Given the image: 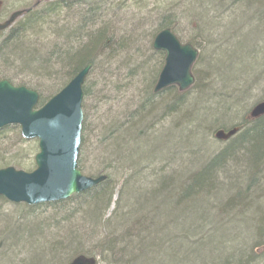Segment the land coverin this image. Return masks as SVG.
<instances>
[{
	"label": "trees",
	"instance_id": "1",
	"mask_svg": "<svg viewBox=\"0 0 264 264\" xmlns=\"http://www.w3.org/2000/svg\"><path fill=\"white\" fill-rule=\"evenodd\" d=\"M41 1L38 0V3ZM79 1L82 0H58L49 4L45 2L46 7L42 9H38L37 3L26 13L18 28L13 29L4 40L9 39L17 47L22 43L30 45L31 48L20 47L24 54L22 51L18 53L22 64L19 69L31 72L35 78L34 74L37 72L41 75L37 79H46L45 81H50L57 87V91L46 98L38 94V107L62 89L85 66H91V74L98 68V59L104 60L101 64L105 66V63L112 62L117 55L115 58L133 57L132 53L127 54L125 51L128 46L126 42H131L133 35L118 37L113 34L119 31L118 28L107 23L100 26V12L87 10L83 23H78L71 31L59 27L52 20L53 17L58 20L59 12H70L71 6ZM180 3L182 18L200 50L198 66L203 62L204 53L208 52L212 41L218 37L212 35L211 30H221V34L226 33L228 37L231 30L239 29L240 26H233L238 18H243L244 27L249 26L252 21L256 22L263 29L259 39L264 42V0H181ZM171 11L174 12L170 7L161 11L163 16L159 19L156 27L159 29L153 33L152 41L163 29L174 34L172 27L176 21H173L174 14ZM222 21L226 28L221 26ZM141 33H136V42L143 40L149 49L150 35L144 34L142 38ZM238 36L236 34L233 39L228 40L230 42L227 44L232 43L229 50L218 53L211 50L208 58L209 61H217L220 57L233 54L232 57L236 55L239 64L248 60V76L238 75L221 86L216 72L220 68L209 71L201 68L197 83L189 92L178 93L176 89L168 88L159 94H151L150 100H153L147 115V107L141 101L128 114H123L118 119H109L112 121L109 127L105 125L101 129L103 139L100 143L105 149L93 157V160L97 158L101 169L86 175L92 178L104 176V182L65 201L42 205L49 207L53 213L43 222L47 227H39L40 230L52 231L46 237H43V233L40 234L42 246L39 252L49 257V263L52 260L56 261L55 264H67L73 258L83 256L97 259V264H264V115L254 120L249 119L250 108L246 116H243L247 110L243 103L248 98L252 82V85L264 86V74L259 72L264 68V54L257 52V42L247 53L248 49L245 47L248 44L251 46V43L240 44L243 34L235 40ZM40 42L44 47L43 55L37 49L41 48L38 45ZM5 45L0 44V52L4 53ZM137 47L134 50L137 51L135 56L140 57L141 46ZM150 57L162 60L158 52L153 51ZM28 59L38 65L37 71L28 68V65H33ZM254 61L260 67L258 73L249 71ZM143 64L145 65H140L139 68L142 82L149 83L156 71L150 64ZM135 71L138 69L127 70L125 78L128 85ZM241 78L246 80L242 81ZM123 84L122 87L126 89L127 84ZM41 88L50 91L47 86ZM114 91H119L118 86L114 87ZM194 92L195 99L190 101L189 96ZM164 97L172 99L164 103ZM208 102H213L215 107L205 106ZM257 103H264V99ZM151 104H155L156 108ZM198 104L203 106L196 107ZM236 115L238 118L242 115L239 123L235 121ZM166 121L168 126L164 127ZM149 122L154 123L158 131L164 132L170 142L167 145L174 143L172 138L179 132L176 129L187 126L190 128L187 135L191 134L196 149L201 150L204 143L210 146L219 144V148H209L211 150L207 151L208 157L204 160H207L206 163L201 161L198 167H193L191 173L183 172L179 179H175L178 173L165 175L151 168L150 164L157 157L153 156L156 149L152 148L156 142L139 137H143V128ZM137 125L138 128L142 127L140 131L133 130L137 129ZM233 128H237V133L226 142L220 143L212 139L213 133L219 129L229 131ZM132 130L134 137L127 133ZM7 134H12L19 142L24 141L17 127L0 130V169L12 167L31 172L34 163L27 164L26 160L21 159L24 155L5 157L8 152L3 150V144ZM180 136L183 140L182 135ZM142 139L149 141L147 151L142 149ZM82 141L83 139L81 143ZM198 152L189 154L190 158L195 159ZM78 169L82 173L80 160ZM117 179L122 182L115 183ZM111 199L116 200L117 204L105 219L102 213L111 205ZM2 204L8 205L0 198V205ZM122 206L126 207L125 210ZM26 210L30 211L29 208ZM1 211L0 229H5L4 222L7 220ZM133 211L136 213L133 214ZM26 220L22 218L19 228L15 227L18 234H12L6 239L5 233L9 228L1 236L4 240L0 239V253L14 251L15 244L19 247L14 252L23 251L27 245L25 243L29 242L30 231L37 228L36 222ZM34 233H38L37 230ZM195 234L198 236H192ZM3 247L9 249L5 251ZM178 252H181L180 257ZM31 264L44 262L37 257L35 260L32 258Z\"/></svg>",
	"mask_w": 264,
	"mask_h": 264
},
{
	"label": "rangeland",
	"instance_id": "2",
	"mask_svg": "<svg viewBox=\"0 0 264 264\" xmlns=\"http://www.w3.org/2000/svg\"><path fill=\"white\" fill-rule=\"evenodd\" d=\"M36 0H0V12L3 10L7 12L10 8H22L24 6L30 7ZM70 1V0H68ZM48 4L50 2H47ZM41 4L40 6H37L38 9H42L43 7H46L47 4ZM139 3V4H138ZM39 5V4H38ZM60 5V3H59ZM62 5V4H61ZM172 8L174 12H172L174 15L173 21H176V23H173V29L174 34L177 37V39L183 43V44H190L192 47H194L198 51V56L196 61L194 62L192 68H191V74L194 78V83L192 87L188 90V92L195 87L197 83L198 76L200 75L199 71H201V68L209 71L213 68H220V70H216V72L219 75V84L221 86H225L227 83L231 82L236 76H248V73L246 72V67L249 66V61L245 60L242 63H238L236 61V55L232 57L233 54L227 55V57H220L217 61H209L208 53L213 50L214 52L218 53L224 50H229L232 43L227 44V42H230L228 40L233 39L236 34H239L238 37L235 38V40L239 39L241 36L242 43L244 42H250L252 47L256 40L260 37V31L263 30L258 27L256 22L252 21L250 25L244 27L243 24V18L242 20L238 18L234 21L233 26L239 27V29H233L229 32L228 37L226 36V33L221 34V30L218 32L215 30L212 31V35H218L215 36L217 38L212 41V45L209 47L208 52L204 53L203 56V62L201 65H197L200 50L196 46V42H193V39L191 38L192 33L188 29L187 25L185 24L182 15V3L177 0H82L79 2L74 3V5L71 6L70 12L64 11L59 12L60 17L57 19L52 20L56 21L58 23L59 27L73 30L75 27H77L78 23H83V19L86 16L87 10L93 9L94 12H97L99 14V21L100 26L103 25V23H107L112 25L114 28H118L119 31H115L113 34L116 36H122V35H130L133 40L131 42H126V48L128 53H132V58H115L113 61H109L108 64L105 63L102 65L101 62H104V60L101 61V59H98L97 66L98 68L95 69L89 77L85 80L83 89H84V98L82 102V111H83V128H82V143L80 146V154H79V160H80V168L83 173V175H88L91 173H96L100 171V165L98 164L97 158L96 160H93L95 156H98L105 148L101 147L100 143L103 139L102 137V131L101 129H104V126L107 125L109 127V124L112 122L109 119H118L122 117L124 114H128V112H131L140 105L142 99L140 98V94L144 92L143 84L142 82V74L139 72L140 65L146 62V65L150 64L152 68H155V79L158 75L159 70L161 69L163 65V61L160 59H156L155 57H150L153 50L151 48L152 43V35L155 31H157L159 28H156L159 22L160 17H162V10L166 8ZM178 8V9H177ZM7 10V11H6ZM63 11V9H62ZM159 14V15H158ZM158 15V16H157ZM172 16V17H173ZM9 17V14L2 17L3 19H6ZM1 18V19H2ZM23 19H18L15 24L11 26L10 31H6L3 34H0V44H3L6 46L4 53L0 55V81L1 80H7L11 85L14 87H26L27 89L31 91H35L39 95H43L44 98L46 96L51 95L57 91V87H54V84L50 81H45L46 79L39 80L37 79L38 76H41L39 73H35L34 75L37 77L35 78L31 72L24 71V69H19L22 67V64L19 62L18 53L22 51L20 47L25 49L24 47L31 48L30 45L25 46V43L20 44V47H17L12 44V42L8 39L7 41H4L9 37V33L13 29L18 28V24L21 23ZM99 23V22H98ZM99 26V25H98ZM99 26V27H100ZM221 26L226 28L225 22H221ZM235 28V27H233ZM209 30V28H207ZM70 30V31H71ZM142 32L141 36L143 38V35L145 34L147 36L150 35L149 39V49L147 46V43L143 40L140 42H136V33ZM132 34V35H131ZM140 34V33H139ZM221 34V35H220ZM245 34V35H244ZM141 36L139 39H141ZM227 37V38H226ZM248 40H247V39ZM30 39V37H29ZM234 40V41H235ZM144 42V43H143ZM262 42V41H261ZM61 43V42H59ZM136 43V44H135ZM193 43V44H191ZM264 43V42H263ZM135 44V46L133 45ZM237 44V43H236ZM41 48H38V53L40 55L44 54V47L43 43H38ZM137 45L141 46V56L136 57L137 51ZM260 44L256 43V48H258ZM249 46V45H248ZM247 47V46H246ZM249 47L248 52L251 51V48ZM46 50V48H45ZM245 50V49H244ZM134 51V52H132ZM24 54V52L22 51ZM21 53V54H22ZM126 54V55H127ZM123 55V54H122ZM39 56V55H38ZM160 56H162L160 54ZM27 57V56H26ZM232 57V58H231ZM231 58V59H230ZM29 63H33L32 68L28 65V68H31V70L37 71L38 68L37 64L34 62H31L30 59L27 60ZM113 63V64H112ZM118 63V64H116ZM119 63H121L119 65ZM35 65V66H34ZM128 65V66H125ZM138 69V71H135V73L132 75V79L130 81V85H128L126 82L125 75L127 73V70L134 71V69ZM28 70V69H27ZM49 70H53V68H49ZM214 70V69H213ZM137 72V73H136ZM153 72V74H154ZM215 72V71H214ZM127 84V88L125 89L124 84ZM253 84V82H252ZM249 87V95L247 99H243V107L247 108V110L244 112L243 116H246L247 111L257 102L263 100L262 97L264 95V86L263 84L258 85H252ZM254 84H257L254 83ZM49 87L50 91H47L42 89L41 87ZM118 86L117 92L114 91V87ZM120 86V87H119ZM198 89V88H196ZM86 94V95H85ZM195 94V92H194ZM189 96V100L192 101L195 99L196 94ZM153 99L149 100L152 102ZM188 100V99H187ZM242 100V102H243ZM188 101V102H190ZM186 104H188L186 102ZM209 107H215L213 102H208L205 106ZM203 105H196V107H202ZM148 109V108H147ZM146 109V110H147ZM195 110V108L193 107ZM198 108L196 111L198 112ZM145 111V110H144ZM127 112V113H126ZM148 114V111L146 115ZM242 115L238 118V115H236V122L241 120ZM108 120V121H107ZM234 120V118L232 119ZM228 123V122H227ZM113 124V123H112ZM145 124V123H144ZM171 123H169L170 125ZM201 124H199L200 126ZM168 123L165 122V126L167 127ZM137 125V129H133L134 131H140V128ZM163 129V128H160ZM132 130V131H133ZM178 134H175L173 136L172 141H174L173 144H175V149H177L175 152L176 154H172L169 156H166L167 154L162 151L155 150L153 156L155 157L154 163H151V168L153 170L157 169V171H160L162 174L168 175H174L176 173V178H180V174L185 172L186 174L191 173V170L193 167H198V164L204 161L208 157L207 151L209 148L211 149H218L219 144H210L204 143L203 146H201V150H198L195 148V145L193 144V138H191V134H188V131H190V128L187 126L179 127ZM200 130H202V127H200ZM127 132L128 135L132 134L131 137H134V131ZM175 131V130H174ZM164 133V132H163ZM173 134V135H174ZM183 137V140H181V136ZM198 136V135H197ZM109 137V136H108ZM140 138L141 135L139 136ZM85 139V140H84ZM174 139V140H173ZM6 141L3 144V147H5L3 150H5L6 153L5 157L11 156V155H21L23 156L21 159L26 160L27 164L33 163V153L34 155L37 152V143L33 140L23 141L19 142L17 139L13 137L12 134H7L4 138ZM141 144H144L146 147H142L143 151H147V146L149 145V141L142 139L140 141ZM119 147V145L117 146ZM2 148V147H1ZM0 148V149H1ZM153 148V147H152ZM121 149V148H117ZM210 149V150H211ZM154 150V148H153ZM209 150V151H210ZM165 151V150H163ZM198 152V155L195 156V159H191L189 154ZM201 151V152H200ZM213 152V151H212ZM159 153V154H158ZM174 153V151H173ZM215 153V152H214ZM200 154V155H199ZM122 180H115V183H121ZM178 184V182H175ZM118 189V188H117ZM124 194V193H123ZM125 195V194H124ZM123 195V197H124ZM125 199V198H124ZM135 200V199H134ZM6 202V201H5ZM135 202V201H134ZM7 203V202H6ZM2 211L1 214L6 217L5 219L7 221L4 222L5 226L0 229V239L1 236L5 233L7 229V232L5 233V238L8 239L10 235L12 234H18V232L15 231V227L19 228L21 225V219L25 218L26 221L33 223L36 222L37 224L40 222H45L49 219V217L52 216V210L49 209V207H42V206H25V205H19V204H2ZM134 206V204H132ZM114 207V205H113ZM112 207V208H113ZM30 209L26 210V209ZM27 212V213H25ZM136 213V212H135ZM43 220V221H42ZM2 220L0 218V226H2ZM13 228V229H12ZM38 233H34L35 231H30V235L28 236L29 242L25 243V248L22 250H18L14 252L18 247L15 244L13 246V250H10L9 252L3 247V249L7 252L0 253V264H31L32 258L37 259V257L41 258L42 262L44 264H51L52 260L49 263V257L46 256V254H42L39 252L41 250V238L40 234L43 233V237H46L48 232H52L51 230H40L39 227L35 228ZM40 230V231H39ZM23 232L27 234L26 230L23 229ZM194 237L198 236V234L192 235ZM37 237V240H36ZM4 240V239H2ZM8 243V241H7ZM6 246V245H5ZM21 249V247H20ZM25 251V253H24ZM2 252V251H0ZM43 252V251H42ZM39 254V255H38ZM61 255V254H59ZM179 257L181 256V252H178ZM41 256V257H40ZM52 259V257H50ZM62 260V259H60ZM59 261V260H58ZM56 262V261H55ZM55 262H52L55 264Z\"/></svg>",
	"mask_w": 264,
	"mask_h": 264
},
{
	"label": "water",
	"instance_id": "3",
	"mask_svg": "<svg viewBox=\"0 0 264 264\" xmlns=\"http://www.w3.org/2000/svg\"><path fill=\"white\" fill-rule=\"evenodd\" d=\"M21 15L13 14L0 25L4 30ZM154 51L163 52L164 66L158 76L155 92L176 86L179 92L188 90L194 79L191 67L197 52L190 45H181L169 32H159L152 43ZM85 67L41 108L35 107L38 95L25 88H14L0 82V129L16 125L25 140L38 141V154L31 173L13 168L0 170V197L12 204L36 206L59 202L94 188L104 177L87 178L77 170L81 139L83 100L82 85L89 72ZM264 115V104L255 106L252 119ZM237 129L218 130L214 138L227 141ZM69 264H95L94 259L76 257Z\"/></svg>",
	"mask_w": 264,
	"mask_h": 264
},
{
	"label": "bare ground",
	"instance_id": "4",
	"mask_svg": "<svg viewBox=\"0 0 264 264\" xmlns=\"http://www.w3.org/2000/svg\"><path fill=\"white\" fill-rule=\"evenodd\" d=\"M181 1V0H180ZM38 3V0H36L30 7H28V6H24V7H22V8H20V9H18V8H10L7 12H5V11H1L0 12V19L2 18V17H4V16H6V15H8L9 14V17H11L13 14H15V13H17V12H20V13H28L29 11H31L32 10V8L36 5ZM242 25H244V24H241V26ZM164 30V29H163ZM163 30H161V31H163ZM247 39V38H246ZM248 40V39H247ZM256 42L258 43V44H260L259 46H258V48L256 49L257 50V52H260L261 54H264V43L263 42H261V40L258 38V40H256ZM248 42H244L242 45H244V44H247ZM199 45V44H198ZM249 45V44H248ZM249 47L250 46H247V47H245V49H249ZM251 48V47H250ZM253 64V65H252ZM251 65H252V68L251 69H249V71L251 70V71H253V73H258V71L260 70V67H259V65L257 64V63H255V61H254V63H251ZM85 67H89L90 69H91V66L90 65H87V66H85ZM84 67V68H85ZM251 67V66H250ZM83 68V69H84ZM90 69H89V72H90ZM250 71V72H251ZM88 72V74H87V78L89 77V75H90V73ZM259 72H263V74H264V68L263 69H261ZM244 79L245 78H241V80L242 81H244ZM246 80V79H245ZM156 83H157V80H155L154 78H153V80L151 81V82H149V83H144L143 84V87H144V92H142V97H141V99H142V103H143V105L145 106V107H147V108H149L150 107V98H151V94H153V95H156V94H159L160 92H162V91H157V92H155V86H156ZM164 91V90H163ZM238 92H239V89H238ZM86 95V94H85ZM172 98L171 97H164L162 100L164 101V103H166V102H168L169 100H171ZM154 106L153 108H156V105L155 104H151V106ZM190 105V104H189ZM148 110V109H147ZM146 110V111H147ZM219 130H222V129H219ZM158 128H157V126L154 124V123H151V122H149V123H147L145 126H144V128H143V137L145 138V139H147V140H151V141H154V142H156V144H155V146L153 147V148H155L156 150H158L159 152L160 151H162L163 152V154L164 153H166L167 155L166 156H169V155H172V154H176V150L177 149H175V144H166V143H170L169 141H168V138L159 130L158 132ZM216 132H214L213 133V135H212V139H215L214 138V134H215ZM216 141H218L217 139H215ZM198 141H200V140H198ZM218 142H220V143H223V142H226V141H218ZM203 145V144H202ZM201 145V146H202ZM163 150H165V151H163ZM173 151H174V153H173ZM114 199H116L115 197H114ZM111 201H112V203H111V205L109 206V208L108 209H106L105 211H103V213H102V215H104V217H105V219L106 218H108L109 217V214L110 213H112V211H113V209H114V207H115V204H117L116 203V200H112L111 199ZM113 205H114V207H113ZM113 207V208H112ZM119 207H121V204L119 205ZM122 208H124V210H125V206H122ZM134 213L133 214H135V212L136 211H133ZM37 227H40V228H43V227H47L46 226V224H44V223H42V222H40V223H38L37 224ZM97 260V259H96Z\"/></svg>",
	"mask_w": 264,
	"mask_h": 264
},
{
	"label": "flooded vegetation",
	"instance_id": "5",
	"mask_svg": "<svg viewBox=\"0 0 264 264\" xmlns=\"http://www.w3.org/2000/svg\"><path fill=\"white\" fill-rule=\"evenodd\" d=\"M7 20V18L6 19H0V23H3V22H5ZM6 31H10V30H4V31H1L0 33L1 34H3V33H5Z\"/></svg>",
	"mask_w": 264,
	"mask_h": 264
}]
</instances>
